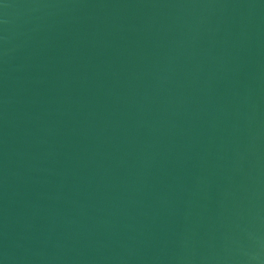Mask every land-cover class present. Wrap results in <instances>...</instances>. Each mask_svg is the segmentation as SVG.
Returning <instances> with one entry per match:
<instances>
[{"label": "water", "instance_id": "1", "mask_svg": "<svg viewBox=\"0 0 264 264\" xmlns=\"http://www.w3.org/2000/svg\"><path fill=\"white\" fill-rule=\"evenodd\" d=\"M0 264H264V0H0Z\"/></svg>", "mask_w": 264, "mask_h": 264}]
</instances>
